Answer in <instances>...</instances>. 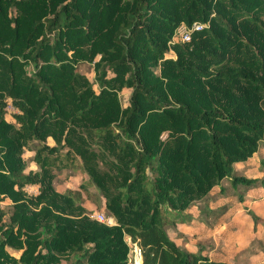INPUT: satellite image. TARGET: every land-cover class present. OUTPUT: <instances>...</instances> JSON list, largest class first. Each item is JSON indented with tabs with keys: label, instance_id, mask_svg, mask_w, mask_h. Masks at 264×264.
Returning a JSON list of instances; mask_svg holds the SVG:
<instances>
[{
	"label": "trees",
	"instance_id": "obj_1",
	"mask_svg": "<svg viewBox=\"0 0 264 264\" xmlns=\"http://www.w3.org/2000/svg\"><path fill=\"white\" fill-rule=\"evenodd\" d=\"M195 22L188 42H171ZM263 140L264 0H0V203L12 204L0 264H126L124 236L141 264H228L179 247L167 230L190 221L193 206L209 215L224 180L240 203L264 189L235 169ZM32 142L39 171L25 172ZM73 167L116 225L54 189L53 172Z\"/></svg>",
	"mask_w": 264,
	"mask_h": 264
},
{
	"label": "rangeland",
	"instance_id": "obj_2",
	"mask_svg": "<svg viewBox=\"0 0 264 264\" xmlns=\"http://www.w3.org/2000/svg\"><path fill=\"white\" fill-rule=\"evenodd\" d=\"M181 26L187 25L184 23L179 25L171 38L172 43L178 41L182 42L178 35V29ZM165 56L166 58L175 57L172 51L168 52ZM78 69L81 74H83L90 82L93 83V88L95 91H97L98 88L94 82V71L92 64H79ZM155 71L158 72L157 69H155ZM129 95L130 90L128 89H125L120 93V101L123 107L127 105ZM7 103L8 106L6 109L5 119L10 123L15 124L13 114L16 110L12 107L10 99H7ZM46 142L47 145L54 144V141L51 138H47ZM28 148L29 149L24 148V152L22 154V157L24 155L23 159L26 166L25 172H38V164L34 161V156L35 152L38 150V145L35 142H32ZM261 159H264V145L259 148V153H256L253 157L252 163L254 164V173L258 171V169L256 171V168L260 167L259 161H262ZM259 175H261V172ZM34 186H37L39 190V184ZM53 187L61 194H71L75 201L83 205V207L86 209L87 216L90 219L95 220L92 218V215L95 213H103L105 216L111 217L116 225L114 218L107 214L105 210V200L103 196L92 184H90L88 176L81 170L75 169L73 167L53 172ZM28 195H31L32 197L35 196L32 193ZM207 203L213 207L224 204L223 206L225 207V211H215L216 216L213 218L209 217L211 220L210 224L207 226L200 225V227H198L197 224H194L198 227L197 229L194 226L196 231L195 233L204 232L208 235L207 238L203 240V243L205 245L211 246L212 249L214 248L213 252L215 251L217 253H223V257L228 258L232 264H264V205L259 203L254 204L252 207L254 213L259 219L256 223H254V221L251 220L248 215L239 214L241 211V204L238 201L235 190L231 188L228 180H224L222 182L221 188L216 186L212 189ZM226 205H229L228 208ZM229 208L232 209L231 212L229 211ZM190 209L192 210V213H194V208L191 207ZM11 213L12 204L9 200L4 199L0 203L1 223L8 225L10 222ZM171 228H168L170 237L172 236ZM180 229H182L180 231H189V228L186 227H181ZM219 230H222V232L220 235H217ZM126 238L127 237L124 236L125 241ZM200 238L203 239V236L201 235ZM188 241L192 242L193 239H188ZM6 250L14 257H17L20 253L19 251L9 247H6ZM130 251L131 250L128 246L126 264H129Z\"/></svg>",
	"mask_w": 264,
	"mask_h": 264
},
{
	"label": "crops",
	"instance_id": "obj_3",
	"mask_svg": "<svg viewBox=\"0 0 264 264\" xmlns=\"http://www.w3.org/2000/svg\"><path fill=\"white\" fill-rule=\"evenodd\" d=\"M263 145H264V140L260 144L259 148ZM256 153H259V149ZM255 154H253V156L251 158H249L247 161L237 164L235 169L237 170V172L239 174H242V175L246 176L247 178L262 180L264 182V161H263L264 159H261L262 161H259L260 167L256 168V171H257V169H258V171L256 173H254V171H253V168H254L253 165L254 164L252 163V160H253V157ZM23 157H24V155H23ZM260 172H261V175H259ZM24 190L28 194L32 193L33 195H36L38 193V187L34 186V185H27V186H25ZM259 203L264 205V189H262L259 186H256L247 192L246 198L244 199V201L242 203H240L241 204V208H240L241 211L239 212V214H246L243 211V207H247L254 212L252 207L254 206V204H259ZM193 208L195 210L194 213H192L191 209L188 210L189 215H191L190 221L185 222V223H177L175 225V227H172L171 228L172 236L170 238L179 247H181L183 249L194 252V251H197L198 248H202V252L204 254H206L208 257H210L211 259L217 260V261H223V262H226L228 264H232V263H230L228 258L223 257V253H217L215 251L213 252L214 248L212 249L211 246L205 245L203 243L204 242L203 240H205L208 236L207 233H204V232L195 233L196 232L195 228L198 229V227H200V225L201 226H207L210 224V220H211L210 218H213L216 216L215 211H214V209L216 207L209 205V209H211L212 211L209 212V215H207L206 217L203 215H200V213H199L200 211L197 209V207L193 206ZM231 210L232 209L229 208L230 212H231ZM194 224H197L198 227L195 226ZM194 226H195V228H194ZM179 227L180 228L181 227L189 228V231H184V230L180 231L182 229H180ZM168 230H167V233L169 235ZM221 232H222V230H219L217 232V235L218 234L220 235ZM201 235L203 236V239L200 238ZM191 238L193 239V241L189 242L188 239H191Z\"/></svg>",
	"mask_w": 264,
	"mask_h": 264
},
{
	"label": "built area",
	"instance_id": "obj_4",
	"mask_svg": "<svg viewBox=\"0 0 264 264\" xmlns=\"http://www.w3.org/2000/svg\"><path fill=\"white\" fill-rule=\"evenodd\" d=\"M201 29H202V25L200 23L195 22L191 26H181L178 29V35L182 42H188L190 40L191 34ZM92 218L107 226L115 225L113 219L111 217L105 216L103 213H95L92 215ZM126 242L131 250L129 264H141L142 255H141V250L139 246L137 245V243L133 242L130 239V237L126 238Z\"/></svg>",
	"mask_w": 264,
	"mask_h": 264
}]
</instances>
